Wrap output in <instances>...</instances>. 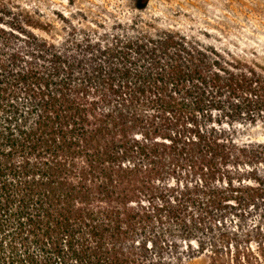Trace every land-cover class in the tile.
Listing matches in <instances>:
<instances>
[{
	"label": "trees",
	"instance_id": "1",
	"mask_svg": "<svg viewBox=\"0 0 264 264\" xmlns=\"http://www.w3.org/2000/svg\"><path fill=\"white\" fill-rule=\"evenodd\" d=\"M4 1L0 264H264V65Z\"/></svg>",
	"mask_w": 264,
	"mask_h": 264
},
{
	"label": "rangeland",
	"instance_id": "2",
	"mask_svg": "<svg viewBox=\"0 0 264 264\" xmlns=\"http://www.w3.org/2000/svg\"><path fill=\"white\" fill-rule=\"evenodd\" d=\"M4 4L36 12L37 21L57 27L63 20L60 14L85 24L128 20L136 14L134 0H5ZM143 14L151 29L182 33L227 55L264 65V0H150ZM252 137L264 141V129ZM193 263L204 264V259Z\"/></svg>",
	"mask_w": 264,
	"mask_h": 264
}]
</instances>
